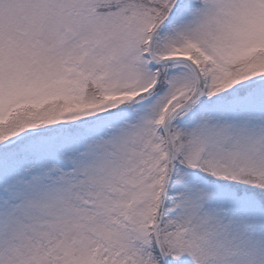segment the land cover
Returning <instances> with one entry per match:
<instances>
[{
    "label": "snow or ice",
    "instance_id": "snow-or-ice-1",
    "mask_svg": "<svg viewBox=\"0 0 264 264\" xmlns=\"http://www.w3.org/2000/svg\"><path fill=\"white\" fill-rule=\"evenodd\" d=\"M0 264H264V0H0Z\"/></svg>",
    "mask_w": 264,
    "mask_h": 264
}]
</instances>
